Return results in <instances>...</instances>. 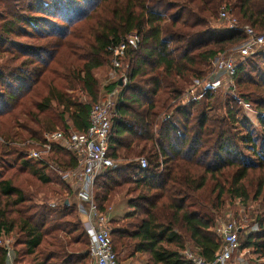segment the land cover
<instances>
[{"label": "trees", "instance_id": "16d2710c", "mask_svg": "<svg viewBox=\"0 0 264 264\" xmlns=\"http://www.w3.org/2000/svg\"><path fill=\"white\" fill-rule=\"evenodd\" d=\"M221 9L264 34V0H0V241L12 238L14 264H87L90 239L59 175L77 167L75 156L54 146L44 163L25 152L45 133H83L91 106L112 90L107 145L116 167L95 179L92 195L111 213L117 261L192 264L181 256L183 239L212 261L221 247L215 221L237 201L256 205L239 250L264 264V139L257 148L235 131L239 101L264 131V45L238 63L235 97L218 104L223 113H205L211 91L178 105L215 57L245 40L218 19ZM132 34L138 43L126 45L103 93L112 50ZM240 142L255 162L242 158Z\"/></svg>", "mask_w": 264, "mask_h": 264}, {"label": "built area", "instance_id": "2783aa9c", "mask_svg": "<svg viewBox=\"0 0 264 264\" xmlns=\"http://www.w3.org/2000/svg\"><path fill=\"white\" fill-rule=\"evenodd\" d=\"M218 19L224 22L228 29H240L245 35V40L240 46L230 50L229 54L225 52L215 57L211 61L210 72L203 79H195L191 82L178 105L191 99L196 101L206 91L212 92L222 77L228 81L231 94L235 97L233 78L238 63L255 49L264 45V34L255 32L249 26H238L237 21L229 17L224 9L220 10ZM137 43V36L132 34L127 37L125 44L122 43L112 50V72L108 77L109 81L113 82L117 79L114 70L120 67L119 58L123 56L126 45L135 47ZM121 83L122 85L126 84L124 76L121 77ZM115 96L116 90H112L103 100L91 106L88 127L83 133L71 129L45 133L40 142L32 144L34 149H28L25 152L27 159L44 163L46 156L54 146L75 156L77 167L71 171L59 172V175L61 180L70 186L72 198L76 200L77 212L83 217V227L90 239L87 264H141L138 260H129L123 263L117 261L112 248L108 214L98 210L92 195L95 179L105 170L116 167L115 162L108 157L107 145ZM172 104H176V102ZM137 162L140 170L147 169V161L144 158L137 159ZM237 230L238 228L233 222H219L216 225L215 233L221 239V247L212 261H205L196 253L186 249L181 252V256L192 264H231L234 257H238L236 264H248L239 250ZM0 245L6 250V264H14L15 257L10 243L4 240L0 241Z\"/></svg>", "mask_w": 264, "mask_h": 264}, {"label": "rangeland", "instance_id": "374dc122", "mask_svg": "<svg viewBox=\"0 0 264 264\" xmlns=\"http://www.w3.org/2000/svg\"><path fill=\"white\" fill-rule=\"evenodd\" d=\"M230 52L231 51H227L226 53L229 54ZM234 56L236 57V55ZM111 72H112V69L110 67V69H107L105 73L103 72L101 74L102 76L101 83L104 89L103 93H105L104 91L107 90L106 87L110 83H112V81L108 80V77ZM212 92L216 95V98L213 101L212 106L207 107L205 110V113L209 117L218 116L219 114L223 113V111L220 108H218V104L221 101H223L224 98L227 96H230V98L233 97L231 94V89L228 86V81L226 80L225 77H222L218 80L217 86L215 89H213ZM234 96H235V93H234ZM200 98L201 96L196 101H199ZM239 106H240L239 115H238L237 123L235 126L237 137L239 139H242V138H245V136L250 135L252 141L256 144V147L258 148L260 147V143L264 139V131L262 130V127L258 121L259 116L255 111H253L252 106L249 103L241 101L239 103ZM162 118H163L162 116L161 117L159 116L157 118V121L158 119H160L159 121H161ZM239 147H240L241 156L243 159H245V161L247 162L256 161V156H254L253 153L251 152V145L247 144L246 146H244L240 142ZM28 149H34V148L30 146L26 149V151ZM22 178L23 176L20 177V179ZM70 201L72 203L76 202V200L73 198ZM254 209H256V205L251 204L249 205L247 209H245L244 207L239 205L237 201L233 203H227V205H225L224 209L220 213L221 216L217 217L215 221V225H217L219 222H233L235 226H237L238 228L237 230V233L239 232L238 242H240L241 244L243 240L245 239L246 234L250 233L252 230V227H250V218L252 217V212ZM107 211L113 212L111 207H108ZM110 214H108V219L109 218L111 219L112 217L110 216ZM109 227L111 226L109 225ZM237 239H238V236H237ZM5 240H7L10 243V245H12L13 242H12L11 237H7V239ZM183 240H184V246L182 249L195 252L193 250V247L185 239ZM240 251H241V254L244 255L243 259L247 260L248 264H257L259 262L257 260V256L252 252L251 249H241ZM237 260H238V257H234L231 264H236ZM138 261L141 262V264H145V259L142 256H138Z\"/></svg>", "mask_w": 264, "mask_h": 264}, {"label": "water", "instance_id": "95a60500", "mask_svg": "<svg viewBox=\"0 0 264 264\" xmlns=\"http://www.w3.org/2000/svg\"><path fill=\"white\" fill-rule=\"evenodd\" d=\"M118 84H119V85H121V84H122V83H121V80H119V81H118ZM66 203H67V202H66Z\"/></svg>", "mask_w": 264, "mask_h": 264}, {"label": "crops", "instance_id": "0c3cea01", "mask_svg": "<svg viewBox=\"0 0 264 264\" xmlns=\"http://www.w3.org/2000/svg\"><path fill=\"white\" fill-rule=\"evenodd\" d=\"M72 198V197H71ZM74 199V198H73ZM137 259H138V257H137Z\"/></svg>", "mask_w": 264, "mask_h": 264}]
</instances>
